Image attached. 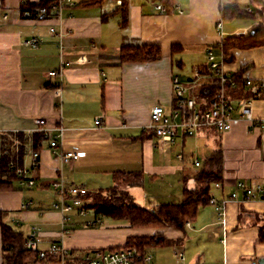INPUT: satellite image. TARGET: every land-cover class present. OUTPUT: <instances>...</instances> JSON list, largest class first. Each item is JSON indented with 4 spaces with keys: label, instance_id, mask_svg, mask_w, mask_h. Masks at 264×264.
<instances>
[{
    "label": "crops",
    "instance_id": "crops-1",
    "mask_svg": "<svg viewBox=\"0 0 264 264\" xmlns=\"http://www.w3.org/2000/svg\"><path fill=\"white\" fill-rule=\"evenodd\" d=\"M24 1L1 0L0 5V133L30 135L38 131L34 120L43 118L50 137L54 127L62 126L63 150L84 154L61 163L46 138L36 149L39 155L32 168L35 149L29 142L20 164L29 168L27 175L34 184L28 186L17 180L18 189L0 191L5 221L24 238L36 226L40 249L59 241L78 256L88 249L122 246L128 236L161 234L172 242L147 249L153 256L151 264H248L251 259L264 264V197L230 200L221 216L211 204L200 206L195 221L186 223L183 230L136 228L125 221L101 219L89 210L86 215H75L68 224L69 232L62 233L60 213L51 207L57 200L51 188L53 180L62 177L68 185L106 189L113 185L115 171L142 172L141 184L123 187L136 204L152 209L164 198L178 203L183 184H193L191 174L217 149L222 155V179L211 186V195L225 198L235 190L237 181L264 188V128L251 127L243 117H235L225 132L202 128L193 135L179 136L173 143L160 140L148 128L153 105L166 109L172 105L173 76L187 86L193 85L189 93L195 96L199 86L209 83L205 76L210 73L205 70L206 49L212 47L218 53L224 37L244 35L257 22L264 25V11L259 18L224 19L221 8L250 7L256 14L262 2L171 0L167 7L162 0H125L124 16L119 12L104 16L119 5L111 0H103L100 5L74 0L75 4L65 7L58 20L54 15H25L21 10ZM158 3L165 10H158ZM219 20L222 32L217 26ZM59 31L63 32L61 36ZM31 37L38 39L37 46L26 42ZM127 44H158L161 57L123 61L120 47ZM175 45L180 48L172 50ZM228 52L230 57L225 59L224 52L221 65L225 72L239 78L248 76L253 81L264 76V45L232 48ZM49 70H61V76H49ZM197 70L203 75L199 79ZM241 83L242 90L249 92L250 86L242 80ZM231 89L223 92L230 99ZM247 95L243 98L252 97L250 92ZM252 110L264 122V94L253 97ZM97 118L101 124L95 123ZM12 147L15 150L18 146ZM189 156L192 159L187 163L185 158ZM195 161L199 164L195 165ZM150 183L156 187L167 183L170 187L162 198H157L147 192ZM34 186L52 191L49 204L35 205L37 194L24 192ZM238 195L240 198L241 192ZM96 217L101 219L100 224L85 225V220ZM178 251L183 259L177 256Z\"/></svg>",
    "mask_w": 264,
    "mask_h": 264
},
{
    "label": "trees",
    "instance_id": "trees-1",
    "mask_svg": "<svg viewBox=\"0 0 264 264\" xmlns=\"http://www.w3.org/2000/svg\"><path fill=\"white\" fill-rule=\"evenodd\" d=\"M51 0H37L36 2L24 1L21 10L32 11L40 5H48ZM103 0H86L82 2L87 5H100ZM168 7L171 0H162ZM262 8L255 12H248L246 9H240L238 6H223L221 8L222 17L231 19L234 17L259 18L264 11V0ZM126 1L121 0L118 8L104 16L119 12L124 16L126 12ZM264 45V25L257 22L244 35H230L224 37L221 41V48L225 52V59L230 57L229 50L232 48H251ZM179 49V45L172 46V50ZM120 57L123 61H150L161 57V49L158 44H127L120 47ZM205 70L208 65L205 63ZM238 75V74H237ZM248 90L250 96L254 95V90ZM224 89L232 88L230 95L235 100H239L249 92L242 90L241 80L237 86L231 87L229 83L223 85ZM255 88V87H254ZM221 86L216 77L212 76L208 84H203L197 88L195 101L201 107L205 108L209 105V101L216 98L220 94ZM264 94V87L259 95ZM248 96V95H247ZM231 98V99H232ZM234 100V99H233ZM175 105V101L172 102ZM155 134V132L153 131ZM46 139L43 132L36 131L27 135L24 132H5L0 133V191L15 190L19 187L15 185V181L20 180L17 174L10 167V161L17 158L18 163L22 160L26 146L30 142L31 146L36 150L42 145V141ZM17 140V142H14ZM16 143V144H15ZM12 146H18L14 150ZM221 160L220 150H214L207 155L198 170L192 173L195 186L189 187L187 184L182 186V199L178 203H164L155 207L147 208L136 204L129 193L123 188L124 186L139 185L142 182V172H121L112 173L113 185L106 189H87L84 194V207L96 214H104L110 216L114 220H123L132 227H174L180 230L185 228V224L193 222L196 219L200 206L209 204L211 186L221 181ZM21 165V164H20ZM0 230H1V253L2 264H41L43 260L37 258L35 251L23 248L24 236L22 232L13 228V226L5 221V213L0 210ZM261 236H264V228L261 229ZM172 242L161 234H151L148 236H128L125 244L116 247H107L99 249H119L123 247H136L140 252H146L151 247H163ZM70 251L69 264L76 262L82 264L80 256L74 255Z\"/></svg>",
    "mask_w": 264,
    "mask_h": 264
},
{
    "label": "built area",
    "instance_id": "built-area-1",
    "mask_svg": "<svg viewBox=\"0 0 264 264\" xmlns=\"http://www.w3.org/2000/svg\"><path fill=\"white\" fill-rule=\"evenodd\" d=\"M111 1H114L118 5L121 4V0ZM74 2V0H51L48 5L35 7L32 11V16L36 18H48L50 15H54L58 20H61L63 17V9L67 6L74 5ZM156 8L160 11L165 10V6L161 3H158ZM245 9L248 12L253 11L250 7ZM24 14L29 15L31 13L30 11H24ZM217 26L220 32H222L221 20L217 22ZM50 31H55L54 27H50ZM59 34V36H61L63 32L59 31ZM26 42L30 46L35 47L38 44V39L31 37ZM60 47L62 46L60 45ZM223 58L224 52L221 46L219 47L218 53L212 47L206 49L205 59L210 73H206L205 76L209 81H211L212 76L216 77L221 89L219 96L209 102V105L205 108H202L201 104L199 105L195 101V96L189 93L193 85L187 86L177 76H173L172 87L175 105L172 104L169 109L161 105H153L149 113L148 128L154 131L160 140L173 143L179 136L193 135L197 130L202 128H211L216 132L222 133L231 128L232 122L237 116L243 117L253 128L258 126L264 128V122H261V120L254 116L252 110V99L253 97H259L261 89L264 87V76L253 81V79L248 76L239 78L234 74L225 72L221 67L224 62ZM61 73V70L48 71L49 76H61ZM201 74L200 71H195L197 78L203 76ZM239 80H242L245 85H255L254 95L250 98L245 97L233 101L224 95L223 85L229 83L231 87H235ZM60 91L61 88L57 90V92ZM34 123L36 124V129L43 132L44 136L49 139L51 152L61 163L75 160L84 154L80 151L63 150L61 148V125L53 128L55 133L50 137L48 134L50 129L46 126V122L43 118H36ZM95 123L97 125L101 124L100 118L95 119ZM15 150H17V148ZM38 155L39 152L37 150L32 151V168L37 164ZM194 164L198 165L199 163L195 161ZM9 165L20 178V183H25L28 186L34 184L33 178L27 175L28 170L18 163L17 158L11 160ZM51 187L57 196V200L52 203L51 207L60 213L62 233H68V224L73 220L74 216L86 215L89 212V210L84 207L85 200L83 197L87 189L77 184L68 185L63 181L62 177L53 180L51 182ZM238 191L241 192L240 198ZM261 197H264V188L260 184L249 187L242 181H237L235 183V190L225 198L217 199L210 194L209 204H211L221 216L224 213L226 203L230 200L240 199L241 201H248ZM84 223L85 225H96L101 223V219L96 217L95 219L85 220ZM38 240V228L33 226L24 238L23 248L35 251L37 253V258L43 260L41 264H69L70 252L61 242L53 241L48 248L40 249L38 247ZM177 256L183 259L181 251H178ZM152 259L153 256L151 253L140 252L134 246L119 249H88L80 256L82 264H151ZM72 264L77 263L73 262ZM248 264L259 263L257 260L251 259Z\"/></svg>",
    "mask_w": 264,
    "mask_h": 264
},
{
    "label": "rangeland",
    "instance_id": "rangeland-1",
    "mask_svg": "<svg viewBox=\"0 0 264 264\" xmlns=\"http://www.w3.org/2000/svg\"><path fill=\"white\" fill-rule=\"evenodd\" d=\"M14 142H17V140H15ZM16 144V143H15ZM187 153H185V155H186ZM187 156V155H186ZM191 157V158H190ZM186 159V161H187V163L192 159V156H189V157H187V158H185ZM26 168V167H25ZM191 168H193V169H195L193 166L191 167ZM27 169V168H26ZM27 170H29V168L27 169ZM148 184V183H147ZM167 183H165L164 185H159V187H156V185L155 184H153V183H150L148 186H147V192L150 194V195H154V197L156 196L157 198H162V196H163V194L165 193V189L166 188H169L170 186L168 185H166ZM189 187H194L195 186V183H194V181H193V184L192 185H188ZM52 188V187H51ZM161 188H163V189H161ZM53 189V188H52ZM24 192H30V194H31V192H33V194H37V196L38 197H36V201H35V205H37L38 204V202H40L42 205H47V204H49L50 202H51V200H52V197L51 196H53L52 195V191L51 190H48V189H41V188H38V186H34V187H32V188H26L25 190H24ZM26 193V194H27ZM150 199H152V198H150ZM167 199H169V200H167ZM164 198V200H163V202H160V203H174L173 201H176V200H173L172 198ZM133 201H135V200H133ZM155 201V200H154ZM101 216V219H107V218H111L110 216H108V215H104V214H101L100 215ZM104 220V221H105ZM117 221H119V220H117ZM121 221H123V220H121ZM103 222V221H102ZM124 222V221H123Z\"/></svg>",
    "mask_w": 264,
    "mask_h": 264
}]
</instances>
